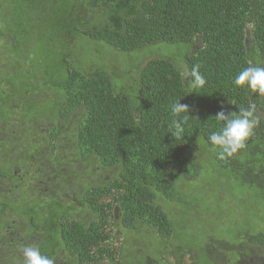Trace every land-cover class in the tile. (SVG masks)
Listing matches in <instances>:
<instances>
[{
	"label": "trees",
	"instance_id": "obj_1",
	"mask_svg": "<svg viewBox=\"0 0 264 264\" xmlns=\"http://www.w3.org/2000/svg\"><path fill=\"white\" fill-rule=\"evenodd\" d=\"M30 21L55 32L42 35L48 49L46 42L30 47L23 29ZM159 44L186 49L176 62L147 56ZM71 47L90 50V65L73 59ZM105 50L121 63L110 67ZM36 51L47 64L32 56L30 67ZM34 67L44 79L31 74ZM38 81V94L16 90ZM1 86L0 123L6 112L18 120L0 129V155L30 150L15 156V166L26 163L20 191L10 185L0 196V236L12 228V215L25 232V256L6 264H141L133 260L134 242L115 240L142 232L157 241L165 264H200L205 252L214 263L210 239L206 248L184 249L170 212L190 211L179 198L180 177L197 174L206 159L212 193L228 183L264 215V0H0ZM8 94L11 101L2 99ZM42 104L53 111L36 120L19 112ZM79 161L85 169L75 172ZM12 169L0 179H19ZM32 183L36 189L27 190ZM60 183H69L78 207L66 204ZM48 184L52 195L43 192ZM237 238L244 242L224 243L225 250L243 256L258 248L264 263V230Z\"/></svg>",
	"mask_w": 264,
	"mask_h": 264
},
{
	"label": "rangeland",
	"instance_id": "obj_2",
	"mask_svg": "<svg viewBox=\"0 0 264 264\" xmlns=\"http://www.w3.org/2000/svg\"><path fill=\"white\" fill-rule=\"evenodd\" d=\"M13 14L19 15V12H14ZM34 26V27H33ZM24 31L27 32V36L29 38V45L30 47H34V49H39L40 47L43 46V42H46L44 44V47L46 49L49 48L47 40L42 41V35H45V38H47L46 34H55L54 31H41L42 29H38V26L35 28V25L30 21V23H26L23 25ZM18 30V29H16ZM185 47L183 45H168V44H159L153 47H150L148 50V55L150 58H166L171 61H179L180 57L183 56L185 52ZM51 50V49H50ZM48 50V51H50ZM79 53V54H78ZM105 56L108 55L107 60L109 61L108 64L111 67L110 64L116 63H121V56L119 54L115 56V54L109 53V51L104 52ZM92 54L90 50L86 51L85 54L81 53L80 54V49L76 47H71V55L73 59H77L79 61L86 62L87 64L90 65V58ZM14 55H11L9 57H13ZM32 56H41L42 60L44 63L47 64V59H45V54L39 51H36L33 55H30V59L28 60V64L31 67V65H34V61L32 59ZM48 59L52 60L53 56H50ZM16 61V59H13ZM46 60V61H45ZM99 60V58H98ZM72 62H75L72 60ZM93 62V61H92ZM43 63V64H44ZM98 65H104L108 66L104 61L100 59L98 62ZM112 69V68H111ZM8 70V69H6ZM33 70V76H38L37 78H43L40 74L39 71L35 69V67L32 69ZM3 76L5 79L9 80L12 82V79L17 76V73H11L8 74L5 77V74L3 72ZM44 79V78H43ZM42 82L38 81L36 84L32 86H22L19 87V83H17V88L16 90L18 92H21L23 89V93L26 92L27 94H30L33 92V94H38L40 90V85ZM3 86L0 87V92L1 93H6L4 90ZM51 89V88H50ZM12 97L14 95L8 94L2 95V99L4 100H12ZM42 107H31V108H24L21 107L19 108V112L23 111L26 115V117H33V119L36 120V118L43 114L46 115L48 113H51L53 109L49 105H40ZM28 107V106H27ZM4 113V111H3ZM5 118L3 123H0V129L5 132L4 130L10 131L12 130L15 126H12V121L18 120L16 119H9V114L6 112ZM31 119V118H30ZM24 134H27L25 131ZM3 135L0 134V138H2ZM10 140V138H8ZM41 140V136L36 139ZM29 149L24 151V148L22 150H19L17 153L13 152V156L15 157L16 155H19L20 159L26 158L28 152H30ZM13 148H9L8 150L5 151L4 154L0 155V172L5 174L10 171V169L13 167L14 175L19 174V179L15 180L14 183L8 184L4 179H0V196L5 193H9L8 189H10V185H13L14 189L16 191H20V186L19 183L23 179L22 171L24 173L25 171V164L20 165V167L15 166L16 163H18V157L11 158ZM206 158V157H205ZM11 162H7V161ZM207 161V162H206ZM202 160L200 162L201 165V171H199L197 174L194 173H186L184 177H180L181 183L185 185L184 188H180L179 192V198L180 201L184 200V207H188L189 205H192L193 208L190 207V211L187 212L184 216L182 214H178V210H183L182 208L178 207H171L172 205L168 206L170 208V212H175V214L171 213L172 219L175 220L176 222H179L181 225L178 228V231H180V237L182 241H179L185 248H190L189 250H196L197 248H206L208 246V239L211 240L210 242V250L212 255L215 256L214 259H212L211 255L209 256V259L213 260L216 264H264L262 261V253L261 250L258 248H252L250 247L249 249L247 248L248 252L244 254L243 256H240L238 259V255L236 251L230 252L228 250H225L223 247L224 243H229L231 245H237L238 243L244 242L242 239L237 238L239 234H242L246 231H252V229H255L257 226L259 229L264 230V215L262 214L263 209L257 210L255 206L249 202L246 196H243L239 194L238 190L236 189H229L228 183H226L223 187H221L223 191L218 192L217 189H215V192L212 193V187L214 184H212L213 180H210L212 177V174L210 173L209 170V162L208 159ZM49 165V164H48ZM50 166V165H49ZM50 168V179L55 180L53 177L54 171L53 169ZM48 168V169H49ZM12 169V170H13ZM22 169V170H21ZM74 171H80L82 169H85V165H83L80 161L74 163ZM36 172H39V169H34ZM42 172L44 170H41ZM69 173L67 170L64 172ZM36 174V173H34ZM105 175V174H104ZM113 172L108 173V178L112 177ZM195 176V178L193 177ZM21 180V181H20ZM69 180H71L69 178ZM62 184L60 183L59 185H56V187H61ZM232 187H235L234 184H232ZM24 188L21 186V189ZM55 187H50L48 184L47 186H44L43 192L44 193H50L51 195L54 194L53 190ZM61 188H68L66 195L64 196L66 204H73L78 207L79 203L75 201V196L71 195L73 192L71 189H69V183L65 187ZM36 189V185L32 183L30 187L27 188V190H32ZM214 194L216 196H214ZM222 194L223 199L219 198V195ZM207 195V196H206ZM264 206V205H263ZM178 208V209H177ZM177 209V210H176ZM186 209V208H184ZM196 210V211H194ZM202 211V214L204 215V218L202 219L200 217L199 212L197 211ZM257 210V211H256ZM168 212V211H167ZM9 220V224L11 225L12 228H7L8 232L4 233V236L6 239L2 242L0 240V264H6L9 258H12L13 256L16 257H24L25 255L21 253V245L24 244V234L25 232L23 229L17 228V220L14 219L13 215L12 216H7ZM5 218V219H6ZM260 221L262 223H260ZM184 224L188 227H185ZM24 225V224H23ZM21 230V232H20ZM120 233V232H119ZM184 235V236H183ZM122 236V237H121ZM186 236V237H185ZM122 238L124 239L125 242H134L135 247H138L139 251H136L133 253L132 256H134L133 260L140 261L141 264H146L147 260H150L151 262H158L159 264H165L162 261H159L160 254V248L157 244V241L149 240L148 237L142 232L141 235L139 236H129V235H119L118 238L115 240V243L120 244L122 241ZM14 239H18L20 242L19 247L18 246H12L10 241H13ZM120 241V242H119ZM154 246H157L155 248ZM8 248V249H7ZM183 249V250H184ZM185 253V251H183ZM163 251V250H162ZM188 251V250H187ZM171 256V255H170ZM201 259L198 257L200 260V264H210V261L208 260V256L205 253H202L200 255ZM20 258V259H21ZM238 259V261H237ZM17 261V259L15 260ZM236 261V262H234ZM21 262V261H19ZM172 263V258H168L167 263ZM22 263V262H21ZM125 263L130 264L131 261L130 259H126ZM189 263V260H188ZM62 264H68L67 262H63ZM211 264H214L211 262Z\"/></svg>",
	"mask_w": 264,
	"mask_h": 264
},
{
	"label": "flooded vegetation",
	"instance_id": "obj_3",
	"mask_svg": "<svg viewBox=\"0 0 264 264\" xmlns=\"http://www.w3.org/2000/svg\"><path fill=\"white\" fill-rule=\"evenodd\" d=\"M237 253V255H238V259L240 258V256H242V252L241 251H239V252H236ZM211 257H212V259H214L215 258V256H213L212 254H211ZM238 259H237V261H238ZM213 261V260H212ZM214 264H216L215 262H214Z\"/></svg>",
	"mask_w": 264,
	"mask_h": 264
}]
</instances>
